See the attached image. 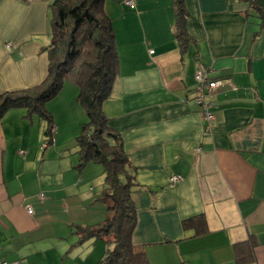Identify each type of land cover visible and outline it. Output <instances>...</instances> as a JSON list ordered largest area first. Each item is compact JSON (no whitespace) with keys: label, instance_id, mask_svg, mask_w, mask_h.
Instances as JSON below:
<instances>
[{"label":"crops","instance_id":"crops-1","mask_svg":"<svg viewBox=\"0 0 264 264\" xmlns=\"http://www.w3.org/2000/svg\"><path fill=\"white\" fill-rule=\"evenodd\" d=\"M258 1L264 11V0ZM173 2L105 5L120 62L103 109L138 184L133 243L145 247L151 264H237L236 246L252 237L256 260L250 264H264V15L247 0H184L190 42L183 51ZM50 5L0 0V95L45 80ZM201 68L223 81L210 132L194 101ZM72 89L69 98L48 104L56 132L46 148L48 125L37 115L15 108L0 122V260L67 264L65 238L107 217L97 201L104 171V183L94 187L90 172L96 168H79L78 145L68 153L62 143L74 117L70 103L79 94ZM174 175L183 179L172 184ZM196 216H204L205 233L184 228ZM57 226L65 235L52 231ZM86 242L90 246L71 262L104 257L103 240Z\"/></svg>","mask_w":264,"mask_h":264},{"label":"trees","instance_id":"trees-1","mask_svg":"<svg viewBox=\"0 0 264 264\" xmlns=\"http://www.w3.org/2000/svg\"><path fill=\"white\" fill-rule=\"evenodd\" d=\"M51 3V43L43 50L48 54L45 80L33 88L5 92L0 95V122L12 109L24 108L28 117L37 115L48 125L47 143L51 144L54 117L48 104L56 99L67 83L79 89L77 101L83 106L88 121L77 139L80 164H100L104 168L105 188L97 201L105 205L107 217L90 227H77L81 243L103 240L107 251L98 264H151L144 246L133 243L137 225V210L133 193L138 187L130 174L131 163L123 139L109 125L104 104L109 100L119 76L120 56L111 18L107 15V0H46ZM252 8L264 15L258 0H247ZM176 38L184 51L190 42L187 31V11L184 0H174ZM185 229L206 232L204 216L185 220ZM256 241L251 237L236 246V263L255 262Z\"/></svg>","mask_w":264,"mask_h":264},{"label":"rangeland","instance_id":"rangeland-1","mask_svg":"<svg viewBox=\"0 0 264 264\" xmlns=\"http://www.w3.org/2000/svg\"><path fill=\"white\" fill-rule=\"evenodd\" d=\"M109 1V0H107ZM51 35V34H50ZM65 88V86H64ZM72 88H78L77 86H75L74 84H70L67 83L66 84V88L65 91H63V95H60L59 98L57 100H53L51 102H53V104H55L56 102H60L62 99L69 98V96H72ZM62 92V91H61ZM61 94V93H60ZM62 97V99H61ZM73 99V98H72ZM50 102V103H51ZM70 105L72 106V113H74V117L73 119L70 121V123L64 127L63 129V134H62V143L68 145V153H70L71 151H73L77 145V139L78 137L81 135V130H82V126L85 122L88 121V117L86 112L84 111L83 106L81 105V103H79L77 101V98H75V100H73L72 103H70ZM49 108V107H48ZM61 115V114H60ZM70 115V114H69ZM71 116V115H70ZM42 120L46 123L47 121L45 119L42 118ZM59 134L61 135V132H59ZM59 134H58V138H59ZM94 166V168H96V171H91L90 173L95 177V184L94 187H100L99 185H101V183H104V177H102V172L104 171L103 167L100 165H96L94 163H92ZM52 230V229H51ZM52 231H55L57 233H60V235H65V232L61 231L58 229V226L55 227V229H53ZM77 232V227H75L74 230V234L68 236V238H65V243L69 244L68 250H66V258H68L67 264H76L77 262L73 263V261H75V259L79 258V257H74L77 253H80L81 251H85V248L87 249L90 245L84 243H81L80 241V237L78 234H76ZM68 233V232H67ZM53 236H48V240H51ZM105 243V241H103ZM85 244V245H84ZM86 246V247H85ZM106 251V248L104 249V253ZM103 253V254H104ZM102 254V255H103ZM101 259V256H100ZM99 258H97L96 261H94V264H98V261L100 260ZM71 260H73L71 262Z\"/></svg>","mask_w":264,"mask_h":264},{"label":"built area","instance_id":"built-area-1","mask_svg":"<svg viewBox=\"0 0 264 264\" xmlns=\"http://www.w3.org/2000/svg\"><path fill=\"white\" fill-rule=\"evenodd\" d=\"M124 3L127 7L134 9L137 4V0H124ZM151 53H154L151 51ZM195 92H194V101L195 104L199 107L200 111L203 114L204 120L207 123L206 130L210 132L211 123L214 120V110L216 107L215 101L213 100L215 94L222 87L223 81L214 80L209 77L208 71L205 68H201L197 71L195 76ZM53 135L56 132V127L52 130ZM48 146V143L45 142L43 145L44 148ZM183 179L180 175H174L171 177V183L180 182ZM44 194L39 195L40 199H44ZM27 212L29 215L34 214V209L32 206H27ZM0 264H21L20 262H9L5 260H0Z\"/></svg>","mask_w":264,"mask_h":264}]
</instances>
